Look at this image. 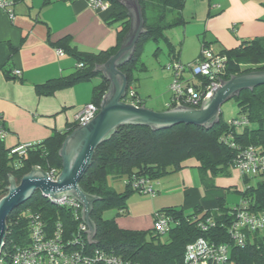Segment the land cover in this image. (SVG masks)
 I'll list each match as a JSON object with an SVG mask.
<instances>
[{"label": "trees", "instance_id": "1", "mask_svg": "<svg viewBox=\"0 0 264 264\" xmlns=\"http://www.w3.org/2000/svg\"><path fill=\"white\" fill-rule=\"evenodd\" d=\"M17 1L14 0V4ZM105 1L120 6L116 0ZM137 1L142 12L144 30L136 41L132 55L119 66V69L127 76V91L131 88L134 92L132 100H136L137 105H142L143 99L135 89L138 79L135 72L146 70L140 59L142 47L149 40L163 39L168 47L170 60H174L173 57L177 56L176 48L164 30L182 23L181 10L185 0ZM126 11L123 8L116 16L122 23L119 43L106 50L97 52L79 50L71 44L68 36L56 41L54 44L57 47L74 56L77 63L82 65H77L72 74L36 84L37 92L50 95L57 89L99 76L101 80L93 86L91 98V102L99 108L109 82L95 68L105 62L120 46L130 25ZM205 46L210 45L203 40L201 50ZM217 53L224 57L220 69L211 70L208 75H193L189 83L195 89L205 87L212 80L222 81L243 72L264 70V36L243 40L234 48L223 47ZM200 56L201 51L193 61H197ZM232 99L238 107V116L234 118H243L247 124L237 126L232 123L234 118L226 121L221 111L219 122L210 127L190 123H178L159 129L137 124L118 126L108 139L96 147L91 164L79 182L85 192L98 196L90 213L96 224L93 241L89 242L84 232L79 234L78 226L83 222L80 214H76L71 207L54 203L47 196L35 191L9 213L8 230L0 255L9 254L17 247L28 243L31 219L36 215L43 222L47 233L60 224L63 240L73 241L77 236L82 237L87 250L101 249L121 257L130 264H182L186 244L198 237H205L216 243H227L231 264H264V234H261V231L248 232L247 239L241 246L233 243L227 231L235 217V211L240 206L244 205L246 209L254 211L264 208V172L254 176L244 175V181L247 183L253 177H258V180L239 190L241 201L234 207H229L224 200H219L218 208L215 210L203 211L201 208H195L188 214L175 207L163 208L162 211L170 214L176 221L165 235L158 234L153 228L145 230L121 228L117 225L115 216L110 218L103 216L107 209H115V215L124 212L127 198L133 192H137L127 185L123 191H117L108 184L109 176L121 178L136 174L158 179L181 169L185 166V161L193 157L203 180L210 182L215 176L230 174L238 147L252 145L258 152L264 154V84L243 89ZM169 106L175 105L169 103ZM185 106L197 108L200 104ZM76 127L77 123L74 122L65 132H55L42 142L29 145L22 153L13 152V148H4L0 139V197L6 193L10 176L18 182L33 166H39L45 171L55 168L59 172L61 158L58 150L65 136ZM206 216L215 221V226L203 231L198 227V222Z\"/></svg>", "mask_w": 264, "mask_h": 264}, {"label": "crops", "instance_id": "2", "mask_svg": "<svg viewBox=\"0 0 264 264\" xmlns=\"http://www.w3.org/2000/svg\"><path fill=\"white\" fill-rule=\"evenodd\" d=\"M187 1L181 15L186 11L191 15L187 22H197L196 34L203 35L201 40L217 52L264 36V0H191L189 5ZM123 8L121 3L114 6L110 2L106 8H93L88 0H18L12 19L0 9V125L6 130L0 139L4 148L40 143L55 132H65L75 122L81 108L91 102L95 85L91 79L50 95L38 93L36 84L76 70L74 56L56 52L59 47L54 43L64 36L87 52L119 43L122 23L116 16ZM15 69L20 75L13 74ZM196 163L185 162L181 169L153 179L154 195L133 192L124 212L115 215L116 210L111 209L106 218L115 216L121 228L150 229L156 211L167 207L185 214L195 208L215 210L219 200L232 207L241 201L239 190L253 184L252 180L245 182L235 168L227 176L205 182ZM233 193L239 196L233 197Z\"/></svg>", "mask_w": 264, "mask_h": 264}, {"label": "water", "instance_id": "3", "mask_svg": "<svg viewBox=\"0 0 264 264\" xmlns=\"http://www.w3.org/2000/svg\"><path fill=\"white\" fill-rule=\"evenodd\" d=\"M124 5L130 16L129 29L122 38L116 52L97 65L96 70L108 80L109 86L103 94L99 110L87 123L68 133L58 150L61 169L55 179L49 178L45 170L33 166L17 182L9 177L6 193L0 197V252L7 234V217L19 204L35 191L55 199L70 196L81 204L80 216L87 229V240L93 241L96 224L90 217L94 201L98 196L85 192L79 182L91 164L96 147L108 139L123 124L147 125L159 129L178 123H190L210 127L220 120L221 105L236 96L241 90L264 84V70H251L232 75L219 81L211 94L197 108L180 105L164 110H153L145 105L127 101V76L119 66L132 55L136 41L143 32V17L137 0H116Z\"/></svg>", "mask_w": 264, "mask_h": 264}, {"label": "built area", "instance_id": "4", "mask_svg": "<svg viewBox=\"0 0 264 264\" xmlns=\"http://www.w3.org/2000/svg\"><path fill=\"white\" fill-rule=\"evenodd\" d=\"M88 4L93 8H106L109 4L105 0H88ZM14 0H0V9L5 12L9 18L14 17ZM59 55L63 50L57 48ZM224 57L215 53L210 46H205L201 50L200 58L195 61L196 64L188 63L192 74L208 75L211 70H219L223 64ZM81 66L82 64H77ZM167 68L173 69V79L169 84L171 99L169 103L180 105L197 106L206 99L211 92L219 86V81L212 80L201 89L189 83H183L182 72L183 65L176 61H170ZM14 75H20V70L15 69ZM213 75H210L212 78ZM134 92L130 88L127 91V101L137 105L136 100H132ZM168 103V106H169ZM170 107V106H169ZM99 108L92 102L81 108L76 116L77 126H81L92 119ZM232 123L237 126H243L246 120L243 118H234ZM6 130L0 125V138H3ZM232 144V143H231ZM29 145L24 144L12 149L13 152L22 153ZM233 145V144H232ZM232 168L237 169L242 175H258L264 172V154L258 152L252 145L239 148L237 155L232 162ZM49 178L55 179L58 172L55 168L46 171ZM153 179L146 176L132 174L124 178V184L137 192L154 195L156 189ZM49 198V197H48ZM52 202L59 205L71 207L76 214H80L81 204L70 196H61L59 198H49ZM176 223L173 217L165 211H156L153 215L152 228L160 235L168 233L170 228ZM215 226V221L206 216L199 220L198 227L207 231ZM264 228V208L260 211L246 209L244 205L235 211V217L228 227L230 239L238 246L245 243L248 232L261 231ZM87 229V226L80 222L78 226L79 234ZM86 234V232H84ZM71 242H74L71 244ZM0 264H130L115 254H109L101 249H88L83 243L82 237H76L73 241H65L62 237L60 224L47 233L43 222L39 216H33L30 223L29 241L27 244L17 247L9 254L0 255ZM182 264H229V246L227 243H216L205 237H198L185 246Z\"/></svg>", "mask_w": 264, "mask_h": 264}, {"label": "rangeland", "instance_id": "5", "mask_svg": "<svg viewBox=\"0 0 264 264\" xmlns=\"http://www.w3.org/2000/svg\"><path fill=\"white\" fill-rule=\"evenodd\" d=\"M190 3L191 0H188L187 5ZM190 16L191 15L186 11L184 16L182 15V23L167 27L164 30L165 35L169 37V40L176 48L177 56L173 57L174 60H170L171 56L168 53V47L163 39H159L158 41L149 40L145 42L142 47L140 59L146 66V70L135 72V75L138 78L135 86L148 108L159 111V109L166 108L170 102L171 92L169 84L173 79V69L167 68V64L170 61H176L177 63L183 65V72L181 74V81L183 83L186 84L187 81L190 82L191 78H193V74L188 67V63L190 62L192 65L196 64L193 59L198 57L200 54L202 43L201 39L203 35L200 36V34H196V30L199 28V24L197 22H187L192 20ZM211 49L217 53V50L213 47H211ZM91 80L93 83L97 84L101 79L98 76H94ZM221 111L222 117L226 121L238 116V107L234 99L224 102L221 105ZM194 161L195 158L190 157L185 162ZM251 180L255 183L258 180V177H253ZM107 182L117 191H123L126 186L122 177L113 178L109 176L107 178ZM232 195L237 198L238 194L236 195L233 193ZM109 212H112L111 209L105 210L103 216L108 217ZM261 234H264V228L261 230Z\"/></svg>", "mask_w": 264, "mask_h": 264}]
</instances>
